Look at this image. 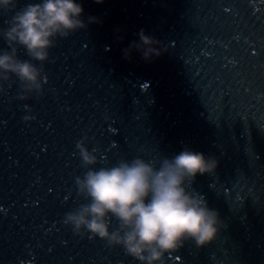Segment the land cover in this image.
Wrapping results in <instances>:
<instances>
[{"label":"water","instance_id":"obj_1","mask_svg":"<svg viewBox=\"0 0 264 264\" xmlns=\"http://www.w3.org/2000/svg\"><path fill=\"white\" fill-rule=\"evenodd\" d=\"M78 2L87 27L57 39L47 62L18 48L42 94L14 76L0 82V264H139L65 223L90 203L76 180L138 157L158 167L185 149L219 163L186 188L221 229L166 264H264V0ZM14 14L0 13V32ZM141 32L161 56L145 58ZM80 143L95 166L83 165Z\"/></svg>","mask_w":264,"mask_h":264},{"label":"clouds","instance_id":"obj_2","mask_svg":"<svg viewBox=\"0 0 264 264\" xmlns=\"http://www.w3.org/2000/svg\"><path fill=\"white\" fill-rule=\"evenodd\" d=\"M94 2L103 4L105 0ZM17 4L18 0H0V13L15 12L10 26L0 32L11 50L0 53V82L14 76L25 92L42 94L40 70L30 61L20 60L18 48H23L31 61L47 62L57 39H67L87 27L84 8L78 0H40L19 11ZM96 22L89 17L88 23ZM140 40L147 49L146 59L162 55L153 48L155 41L143 32ZM77 150L84 166L97 164L83 143L77 144ZM218 167L216 159L185 149L158 167L138 157L89 170L82 179L77 178L76 185L90 203L67 214L65 223L77 234L87 232L92 239L121 247L139 264H166V255L178 252L186 243L204 248L217 238L221 229L218 212L198 195L190 194L186 184L197 176L214 175ZM110 219L118 222V231H110Z\"/></svg>","mask_w":264,"mask_h":264},{"label":"snow or ice","instance_id":"obj_3","mask_svg":"<svg viewBox=\"0 0 264 264\" xmlns=\"http://www.w3.org/2000/svg\"><path fill=\"white\" fill-rule=\"evenodd\" d=\"M46 83H47V81H46ZM0 211H2V209H0ZM114 253H115V250H112Z\"/></svg>","mask_w":264,"mask_h":264}]
</instances>
